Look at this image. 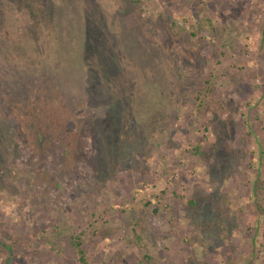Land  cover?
Masks as SVG:
<instances>
[{"label": "rangeland", "instance_id": "rangeland-1", "mask_svg": "<svg viewBox=\"0 0 264 264\" xmlns=\"http://www.w3.org/2000/svg\"><path fill=\"white\" fill-rule=\"evenodd\" d=\"M34 1L0 0V264H264V0Z\"/></svg>", "mask_w": 264, "mask_h": 264}, {"label": "trees", "instance_id": "trees-1", "mask_svg": "<svg viewBox=\"0 0 264 264\" xmlns=\"http://www.w3.org/2000/svg\"><path fill=\"white\" fill-rule=\"evenodd\" d=\"M30 3H31V5H36L35 4V1L34 0H28ZM199 105V104H198ZM201 107V105H199V107L198 108H200ZM4 128V127H3ZM190 203L192 204V205H195L196 204V202L195 201H193V200H190ZM208 211H210V210H208ZM206 215V214H205ZM208 215V214H207ZM210 218H212V217H210ZM81 234H83L82 232L80 233V235ZM57 237H58V239H61L62 238V236H63V234L62 233H58L57 232ZM136 239L138 238V236H139V238L141 237L140 235H139V233L137 234L136 233ZM66 237V235H64V237L62 238V239H64ZM138 238V240H141V239H139ZM68 239H70V242L73 244V246L78 250V252L80 253V254H82L83 253V250H82V248H81V245H82V243H83V239L81 238V237H79V236H77V235H71L70 237H68ZM67 238L65 239V241H67L68 240ZM52 246L53 247H55V248H59V247H61L59 244H58V242H57V240H53L52 241ZM146 257H148V255H145ZM81 258V260H83L84 258L81 256L80 257Z\"/></svg>", "mask_w": 264, "mask_h": 264}]
</instances>
